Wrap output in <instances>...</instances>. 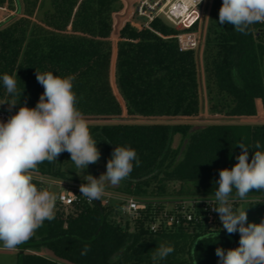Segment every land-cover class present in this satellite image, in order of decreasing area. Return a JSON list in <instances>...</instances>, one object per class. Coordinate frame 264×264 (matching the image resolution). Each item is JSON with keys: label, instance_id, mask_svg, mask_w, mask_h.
Here are the masks:
<instances>
[{"label": "trees", "instance_id": "trees-1", "mask_svg": "<svg viewBox=\"0 0 264 264\" xmlns=\"http://www.w3.org/2000/svg\"><path fill=\"white\" fill-rule=\"evenodd\" d=\"M16 4L19 15L0 26V99L13 115L21 106L34 108L43 94L36 71L74 76L77 107L85 117L124 113L146 118L197 117L204 90L208 112L226 118L255 116L257 100L264 101L262 24L251 25L247 34L230 24L220 25L222 0H216L205 38L204 83L196 51L180 50L174 37L180 30L162 19L149 26L124 24L114 63L115 84L124 105L111 76L113 14L122 7L121 0H0V5L11 9ZM4 74L17 80V93H7ZM13 100L17 104L10 107ZM89 128L107 161L116 146L137 152L139 166L133 162V171L114 192L155 200L214 195L220 170L238 162L242 152L238 143L248 147L249 161L255 151H264V124L103 122L89 123ZM177 134L182 140L174 148ZM257 142L260 149L255 147ZM76 172L70 154L64 152L55 162L39 164L34 174L83 184ZM175 182L180 188L170 189ZM248 198L263 199L264 190H254ZM117 204L81 201L67 210L56 209L55 219L45 220L18 246L17 264H154L151 257L160 244L174 251L156 264H219L218 247L239 246V232L228 234L203 223L164 226L153 232L149 228L155 217L152 207L132 226ZM201 237L206 238L196 242ZM85 245L89 251L81 255ZM43 247L58 259L35 252Z\"/></svg>", "mask_w": 264, "mask_h": 264}, {"label": "clouds", "instance_id": "clouds-1", "mask_svg": "<svg viewBox=\"0 0 264 264\" xmlns=\"http://www.w3.org/2000/svg\"><path fill=\"white\" fill-rule=\"evenodd\" d=\"M226 23L237 32L247 34L251 25L264 23V0H222L219 24ZM36 79L44 88L36 106H21L6 123L0 122V242L7 250L26 243L45 220L55 219L57 194L38 189L33 183L39 164L55 162L62 153L68 152L77 168L87 169L101 157L89 123L77 107L73 91L75 77L36 71ZM2 81L7 93H17L14 76L4 74ZM8 104L11 107L17 102ZM237 145L242 149L236 157L238 162L231 169L220 170L218 189L214 198L208 196L206 202L219 214L228 234L239 232V246L227 250L218 247L216 255L219 264H264V220L249 223L246 209L234 211L232 204L237 198H248L254 190H264V151H255L249 161L248 147L242 142ZM255 147L260 149V143ZM134 161L139 166L135 149L116 146L105 173L99 178L85 176L86 183L80 185L81 195L89 204L101 201L106 184L116 186L129 177ZM88 251L85 245L81 255H87ZM173 251L172 246L160 244L151 259L156 264Z\"/></svg>", "mask_w": 264, "mask_h": 264}, {"label": "built area", "instance_id": "built-area-1", "mask_svg": "<svg viewBox=\"0 0 264 264\" xmlns=\"http://www.w3.org/2000/svg\"><path fill=\"white\" fill-rule=\"evenodd\" d=\"M207 0H136L133 5V15L139 20L141 25L149 26L156 19H162L167 24L180 30L174 37L177 39L180 50L197 51L201 46V34L193 31H184L188 23L189 26L196 22L192 20L194 12ZM8 10L7 5H0V11ZM204 16L202 15V18ZM260 31L262 41L264 42V23ZM264 65V52H263ZM13 114L7 110H0V122H7ZM44 177L33 175V183L38 189H47L51 192L52 186H59L57 192L56 209H69L81 201L87 202V198L80 193V183L67 182L53 184H45ZM122 197L124 205L122 206V215L138 218L152 204L161 203L160 215H155L150 223V230L158 231L160 228L167 226H185L188 224L203 223L210 229L212 226L222 223L219 219V214L212 210V207L206 202L208 196H193V197H177L171 199L155 200L150 197H135L128 195H117L111 192H104L101 198V205L107 206L112 199ZM199 197L202 198L199 202ZM213 197L214 195H209ZM241 199L232 201L233 209L236 203ZM94 202V201H93ZM88 203V202H87ZM92 204V203H91ZM216 206V205H213Z\"/></svg>", "mask_w": 264, "mask_h": 264}, {"label": "rangeland", "instance_id": "rangeland-1", "mask_svg": "<svg viewBox=\"0 0 264 264\" xmlns=\"http://www.w3.org/2000/svg\"><path fill=\"white\" fill-rule=\"evenodd\" d=\"M136 0H133L131 3V9L132 12L130 14L129 17V22H132L133 24L136 25H141L140 20L133 15V5L135 3ZM122 3V7L120 8L119 11L115 12L113 14V31L111 34V39L113 41V46H114V55H113V59H112V69H111V76H112V84L114 87V90L116 92V95L118 96V98L120 99L122 105H124V102L119 94V91L116 87L115 84V77H114V71H115V67H114V63H115V52H116V44H117V40H118V36L114 34V25L117 23V19H116V14H120V13H124L126 8H127V1L126 0H121ZM216 4V0H207L204 4H202L193 14L192 20L196 19V22L189 26V23L183 27L184 31H193L195 33H199L201 34V46L200 48L196 51V55L198 57V63H199V70H200V74H201V78L202 81L204 83V74H203V53H204V48H205V38L207 35V31H208V27L210 24V19H211V15L212 12L214 10V6ZM202 15L204 16L202 18ZM205 91V90H204ZM203 91L202 94V101H203V106H202V111L199 114V116L194 117V118H146V117H135V116H128L126 115V113H124L121 116H115L113 117V121H100V120H87L88 123H103V122H132V123H149V122H164V121H169L172 123H180V122H190L196 125H203V124H209V123H213V122H221V123H232V122H241V123H249V124H264V101H262V103L259 101V111L260 113H257L255 116H253V118H248V117H244V118H239V119H235V118H226L220 115H211L206 107L207 104V100H206V94ZM258 102V101H257ZM9 110V107L4 103V101H2L0 99V110ZM181 136L179 134H177L174 137V141H173V147L176 148L179 146V144L181 143ZM106 165H107V160L105 159V156L101 154V157L99 159V161L95 164H90L88 166L87 169H80L77 168V172H76V177L82 182V183H86L85 180V176L88 174L93 175L96 178H99L101 174L106 172ZM45 180V184H53L54 182H59V183H67V182H72V181H68L66 179H62L60 177H53V176H48V177H44ZM118 186H121V182L116 185L113 186L110 183H107L105 188H111V189H115ZM175 189L178 190L180 188V183L179 182H175L170 184V189ZM59 190V186H52L51 187V192H54L57 194ZM150 194L153 193L151 187L147 190ZM123 198L120 197L118 199H112L111 203H118V211L119 213L122 212V206L124 205V200H122ZM110 205V204H109ZM108 206V205H107ZM165 207V206H164ZM161 206L160 202H157L156 204H152V211L155 215L159 216L160 215V211L161 208H164ZM236 210H245L247 211V215H248V222L249 223H260L262 220H264V198L263 199H259V198H246V199H241L239 200L236 205L235 208ZM130 223L132 226L134 225H138V218H133L130 217ZM224 229L223 228V224L219 223L218 225L212 226L210 229L212 230H216V229ZM40 251H44L43 255L44 256H50L49 258L51 259H58L49 249L43 247L40 248L38 251L35 252H40ZM28 252H34L33 250H29ZM17 259H18V247L15 250H7L5 248H3L2 242H0V264H17ZM63 263L66 264H71L70 262L67 261H61Z\"/></svg>", "mask_w": 264, "mask_h": 264}, {"label": "water", "instance_id": "water-1", "mask_svg": "<svg viewBox=\"0 0 264 264\" xmlns=\"http://www.w3.org/2000/svg\"><path fill=\"white\" fill-rule=\"evenodd\" d=\"M127 8L124 13L116 14L117 23L114 25V34L119 36V32L126 22H128L132 12L131 3L133 0H126ZM86 120L113 121V117H85Z\"/></svg>", "mask_w": 264, "mask_h": 264}, {"label": "crops", "instance_id": "crops-1", "mask_svg": "<svg viewBox=\"0 0 264 264\" xmlns=\"http://www.w3.org/2000/svg\"><path fill=\"white\" fill-rule=\"evenodd\" d=\"M17 8H18V6L16 4L14 9H11V8L8 7V10L0 11V26L7 24L12 19H14L16 16L19 15V12H18ZM257 101H258L257 102V113H260V111H259V106L261 105V104L259 105V101L260 100H257ZM260 102L262 103V101H260ZM261 107H262V105H261ZM189 118H194V117H189ZM239 118H244V117H236L235 119H239ZM248 118H253V116H250ZM111 190H113V192ZM105 192H111V193H115L117 195H123L121 193L114 192V189H111V188H105ZM37 253H40V254L43 255L44 251H40V252H37ZM49 256H50V253H49Z\"/></svg>", "mask_w": 264, "mask_h": 264}]
</instances>
